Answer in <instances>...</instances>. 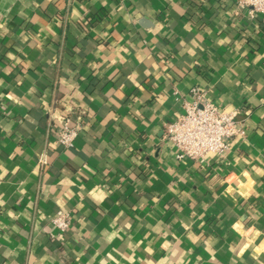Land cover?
Masks as SVG:
<instances>
[{"label":"crops","instance_id":"0c3cea01","mask_svg":"<svg viewBox=\"0 0 264 264\" xmlns=\"http://www.w3.org/2000/svg\"><path fill=\"white\" fill-rule=\"evenodd\" d=\"M194 87L245 131L205 164L165 134ZM0 100V264H264V15L0 0ZM54 116L81 126L72 149Z\"/></svg>","mask_w":264,"mask_h":264},{"label":"built area","instance_id":"2783aa9c","mask_svg":"<svg viewBox=\"0 0 264 264\" xmlns=\"http://www.w3.org/2000/svg\"><path fill=\"white\" fill-rule=\"evenodd\" d=\"M237 12L246 13L251 19L264 15V0H234ZM190 101L184 105V113L165 126L167 141L171 144L178 162L192 160L205 164L210 156L224 157L229 151L231 139L243 137L238 125L237 109L225 108L210 101L199 87L190 91ZM0 100V115L6 114ZM61 122L62 130L58 144L72 149L81 131L80 125H73L71 118L54 116ZM72 227L70 213L58 211L51 220V228L59 235L66 234ZM3 236V221L0 212V240Z\"/></svg>","mask_w":264,"mask_h":264}]
</instances>
